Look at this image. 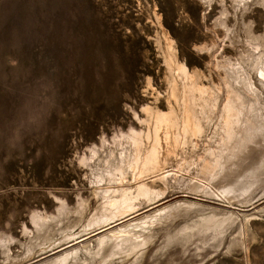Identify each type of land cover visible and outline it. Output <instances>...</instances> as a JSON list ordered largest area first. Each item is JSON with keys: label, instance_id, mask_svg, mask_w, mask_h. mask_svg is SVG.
<instances>
[{"label": "rangeland", "instance_id": "rangeland-1", "mask_svg": "<svg viewBox=\"0 0 264 264\" xmlns=\"http://www.w3.org/2000/svg\"><path fill=\"white\" fill-rule=\"evenodd\" d=\"M158 17L179 61L197 69L208 86L222 81L218 62L238 61L250 35L264 37V0L238 8L234 0H0V234L10 243L9 250L0 248V264H57L76 250L84 256V246L97 248L96 236L81 242L92 231L83 229L97 200L78 156L102 137L137 126L134 112L143 116L142 108L156 98L166 109ZM199 145L195 155L203 153L204 143ZM185 190L145 204L112 230L177 202L197 203L203 214L259 220L249 225L243 245L230 248L234 236L243 239L239 224L218 238L203 229L190 239L192 230L182 228L194 225L201 212L181 211L161 227L141 264H264L262 187L232 205ZM81 198L90 204L84 219L69 214L63 226L52 225L54 238L27 255L35 234L32 214L56 216L59 199L73 210ZM66 226L72 230L65 232ZM7 254L16 259L7 261Z\"/></svg>", "mask_w": 264, "mask_h": 264}, {"label": "bare ground", "instance_id": "bare-ground-1", "mask_svg": "<svg viewBox=\"0 0 264 264\" xmlns=\"http://www.w3.org/2000/svg\"><path fill=\"white\" fill-rule=\"evenodd\" d=\"M249 1L234 0L236 8ZM158 23L161 36L157 43L166 66V109L158 106L156 98L153 105L142 108L143 116L134 112L137 126L120 129L111 138L104 136L99 145L77 155V164L87 171L97 200L83 229L92 231L81 242L96 236L98 246H84V256L80 250L67 253L57 264H141L161 227L169 226L181 211L201 212L194 225L182 228L192 230L186 236L190 239L203 229L212 230L213 238H218L239 224L237 237L243 239L234 236L230 248L236 243L243 245L249 225L259 220L247 214L242 220L233 212L203 214L197 203L177 202L112 230V224L138 213L145 204L164 200L175 189L185 188L230 205L240 197L250 198L260 187L264 189V90L255 81L264 89V37L250 35L247 51L238 61L218 62L215 68L222 72V81L208 86L197 69L179 61L173 37L159 17ZM220 23L228 35L230 29L223 20ZM200 141L203 153L195 155ZM59 201L56 216L32 214L35 234L26 247L27 255L41 242L54 238L52 225L63 226L71 213L81 222L90 207L83 198L73 210ZM70 226L63 227L64 231L70 232ZM8 244L9 239L0 234V248L9 250ZM12 258L7 254V261L16 259Z\"/></svg>", "mask_w": 264, "mask_h": 264}]
</instances>
